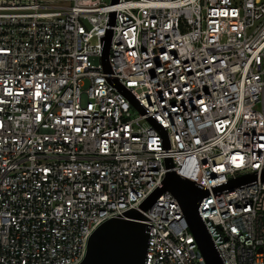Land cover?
I'll return each mask as SVG.
<instances>
[{"label":"built area","instance_id":"2783aa9c","mask_svg":"<svg viewBox=\"0 0 264 264\" xmlns=\"http://www.w3.org/2000/svg\"><path fill=\"white\" fill-rule=\"evenodd\" d=\"M263 167L264 0H0V264L81 263L170 170ZM200 210L226 264H264V180ZM144 214L146 264H207L171 191Z\"/></svg>","mask_w":264,"mask_h":264},{"label":"water","instance_id":"95a60500","mask_svg":"<svg viewBox=\"0 0 264 264\" xmlns=\"http://www.w3.org/2000/svg\"><path fill=\"white\" fill-rule=\"evenodd\" d=\"M111 22H115V13L112 14ZM112 33L110 29L103 39V62L107 71H111L109 53ZM112 82L133 98L131 92L119 84L117 79H112ZM167 166L174 167L171 158L167 159ZM263 180L264 167L210 186H204L175 170H170L161 181L163 184L158 186L138 209L131 208L111 217L96 228L88 239L86 256L79 264H146L152 219L146 216L144 211L152 207L167 190L177 197L207 264H226L202 217L200 206L203 197Z\"/></svg>","mask_w":264,"mask_h":264},{"label":"rangeland","instance_id":"374dc122","mask_svg":"<svg viewBox=\"0 0 264 264\" xmlns=\"http://www.w3.org/2000/svg\"><path fill=\"white\" fill-rule=\"evenodd\" d=\"M106 1H110V0H106Z\"/></svg>","mask_w":264,"mask_h":264}]
</instances>
